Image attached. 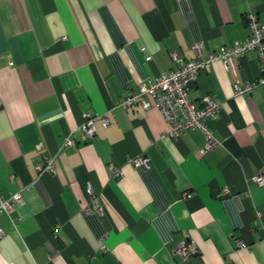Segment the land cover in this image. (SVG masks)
Instances as JSON below:
<instances>
[{"label": "crops", "instance_id": "1", "mask_svg": "<svg viewBox=\"0 0 264 264\" xmlns=\"http://www.w3.org/2000/svg\"><path fill=\"white\" fill-rule=\"evenodd\" d=\"M247 14L264 22V0H0V194L21 196L0 216V264H264V86L233 96L258 79L256 54L215 61L189 86L194 104L222 105L207 122L220 145L203 156L199 130L159 140L156 108L117 106L175 70L171 54L201 61L245 40ZM48 158L54 173H40ZM94 201L100 213L85 211ZM183 241L196 248L187 261Z\"/></svg>", "mask_w": 264, "mask_h": 264}, {"label": "built area", "instance_id": "2", "mask_svg": "<svg viewBox=\"0 0 264 264\" xmlns=\"http://www.w3.org/2000/svg\"><path fill=\"white\" fill-rule=\"evenodd\" d=\"M246 25L248 37L245 40L234 41L229 46H222L218 51L211 53L204 60L194 59L181 62L177 54H171L172 61L177 64L175 70L161 72L149 84H141L136 91H129L118 100L117 106L121 108L139 106L144 110L156 108L168 126V131L161 135L159 140H162L165 136L176 139L183 131L196 129L204 137V143L199 154L203 156L207 152L212 151L220 143L213 136L207 122L220 112L222 105L209 96H203L200 104L196 105L189 100L188 89L195 82L198 72L209 68L213 62L220 61L226 67L228 60L238 58L247 53L256 54L259 77L253 83L240 86L234 85L233 96L247 95L252 89L264 86V22L259 21L252 14H247ZM201 48V44H194L191 47V51L195 56L199 57ZM147 60H151V57H148ZM81 118L82 123L79 127L80 139L82 142H87L96 134L93 123L95 117L90 112H84L81 114ZM101 121L104 125H108L107 118L102 117ZM74 145L75 141L69 138L64 142L62 149L65 150ZM129 163L135 167H146L148 166V159L146 157L134 158L129 160ZM39 172L54 173L53 160L51 158L46 159L44 165L39 167ZM113 172L116 176L120 174L114 168ZM253 182L258 187H264V177L261 175L254 177ZM87 190L89 194H92L89 185L87 186ZM184 197L190 198L191 194H185ZM20 202L21 196L19 193H13L9 197H4L0 194V216L9 218L14 212L15 205ZM85 211L100 213V207L94 201ZM3 235L4 230L0 227V239ZM238 245L239 247L243 246L242 242H239ZM100 248L103 249L102 244ZM195 252V245L186 241L179 243L174 251L181 261H187Z\"/></svg>", "mask_w": 264, "mask_h": 264}]
</instances>
